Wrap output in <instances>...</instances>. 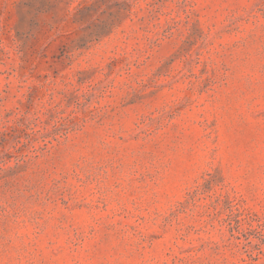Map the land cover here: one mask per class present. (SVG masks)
Listing matches in <instances>:
<instances>
[{
    "label": "rangeland",
    "instance_id": "obj_1",
    "mask_svg": "<svg viewBox=\"0 0 264 264\" xmlns=\"http://www.w3.org/2000/svg\"><path fill=\"white\" fill-rule=\"evenodd\" d=\"M0 264H264V0H0Z\"/></svg>",
    "mask_w": 264,
    "mask_h": 264
}]
</instances>
